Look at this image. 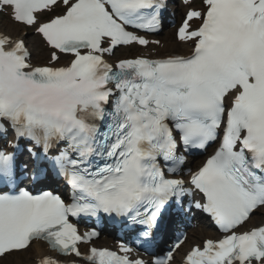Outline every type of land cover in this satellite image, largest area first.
I'll return each mask as SVG.
<instances>
[{
  "label": "snow or ice",
  "instance_id": "obj_1",
  "mask_svg": "<svg viewBox=\"0 0 264 264\" xmlns=\"http://www.w3.org/2000/svg\"><path fill=\"white\" fill-rule=\"evenodd\" d=\"M185 3L177 38L193 43L189 55L111 61L118 46L159 43L140 33L159 29L166 0H0V11L51 49L48 64L33 66L26 40L0 33V257L34 239L80 257L78 243L98 236L70 221L81 215L145 226L139 236L150 239L165 208L195 190L203 196L195 207L223 235L193 246L184 264H264V226L242 230L264 210V0ZM61 4L63 12L40 18ZM21 141L50 161L71 202L17 188ZM213 143L185 180V154ZM182 243L151 261L132 258L124 242L119 253L91 247L84 258L172 264Z\"/></svg>",
  "mask_w": 264,
  "mask_h": 264
},
{
  "label": "bare ground",
  "instance_id": "obj_2",
  "mask_svg": "<svg viewBox=\"0 0 264 264\" xmlns=\"http://www.w3.org/2000/svg\"><path fill=\"white\" fill-rule=\"evenodd\" d=\"M0 31L9 33L10 35L21 36L25 33L26 28H24L20 24H16L6 18L4 21H0ZM28 44L30 45V50L32 52V61L35 63H41L42 61H46L49 56V52L44 46L43 42L35 35H29L27 38ZM162 42L160 46L156 49L157 54L161 55H171L172 53L177 52L178 54H183L184 52L189 51V46L185 43L180 44L176 41L171 40L170 35H164V38L161 39ZM64 58V57H63ZM42 60V61H41ZM264 210L256 212L249 221L248 225H254L258 220L262 219L261 215ZM191 236L185 240L184 244L176 251L175 259L172 264H177L185 251L202 236H208L209 232L206 230H202V232H198L197 230H191ZM51 252L48 251L46 246L41 243H33L31 244L25 251H20L16 253H11L10 255H6L4 258L0 259V264H37L40 259L46 255H49Z\"/></svg>",
  "mask_w": 264,
  "mask_h": 264
}]
</instances>
